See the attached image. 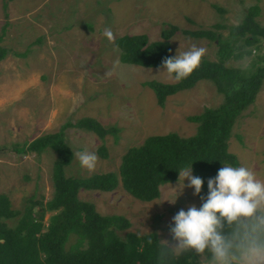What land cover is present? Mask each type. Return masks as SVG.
<instances>
[{"label": "rangeland", "instance_id": "rangeland-1", "mask_svg": "<svg viewBox=\"0 0 264 264\" xmlns=\"http://www.w3.org/2000/svg\"><path fill=\"white\" fill-rule=\"evenodd\" d=\"M251 5L259 7L254 19L264 27V0H0V47L7 49L0 60V195L7 198L8 207L22 212L30 197L43 204L52 195L55 152L16 150L38 136L55 133L69 123L62 130L63 142L72 152L64 175L116 173L129 147L149 135L191 136L196 123L187 117L221 103L222 95L213 83L201 79L157 105L152 90L142 83L175 80L162 68L121 63L114 41L103 35L106 27L115 38L145 34L153 42L161 40L160 32L168 25H174L177 30L167 40L171 57L195 45L207 50L201 61H217L215 41L194 38L182 30H212L225 38ZM263 54L264 41L259 48L252 47L250 55L230 57L224 65L248 68ZM84 117L115 128V137L106 133L100 138L76 127L74 123ZM99 146L106 150L103 157L97 153ZM85 150L99 158L94 172L81 167L77 159L76 153ZM227 150L236 156L237 167L253 170L264 182V78L253 102L236 116ZM188 183L177 176L159 185V196L150 201L135 199L120 182L110 191L79 189L77 198L92 203L101 215L126 218L129 227L121 235L153 231L177 253L180 250L170 231L175 227L173 217L191 205L202 206ZM259 209L264 212V206ZM50 213L45 212L44 221ZM18 217L0 221L13 227ZM73 241L71 235L66 245ZM197 262L213 264V259L198 253Z\"/></svg>", "mask_w": 264, "mask_h": 264}, {"label": "trees", "instance_id": "trees-1", "mask_svg": "<svg viewBox=\"0 0 264 264\" xmlns=\"http://www.w3.org/2000/svg\"><path fill=\"white\" fill-rule=\"evenodd\" d=\"M258 13L257 5L249 6L241 22L231 26L225 38L212 30H182L191 37L215 41L217 61L202 60L187 78L178 82L148 80L142 83L152 90L159 106L163 105L166 96L191 88L198 80L213 83L222 95V101L216 107H205L200 113L187 117L196 123L191 136L180 137L174 132L149 135L141 144L129 147L121 155L116 173H93L81 178L66 176L63 172L64 165L72 157L62 136V130L69 123L55 133L38 136L19 146L16 150L21 152L39 153L45 148L55 152L51 167L52 195L43 204L30 197L22 212L11 210L7 198L0 195V220L19 214L13 227L0 221V264H198V253L194 249L175 253L170 246L161 243L153 231L121 235L120 232L129 227L126 218L97 213L92 203L77 198V192L79 189L110 191L120 182V186L135 199L150 201L159 196V185L175 181L182 169L191 166L192 175L203 180L201 192L196 195L202 203L201 197L208 193V179L214 178L223 165L238 166L236 156L227 150V139L236 116L253 102L264 78V54L254 58L255 64L251 63L248 68L224 65L230 57L250 55L251 48H259L264 41V27L254 19ZM176 30V26L168 25L160 32L161 40L153 42H148L145 34L115 38L119 61L161 68L162 60L171 57L167 40ZM6 53L7 49L0 47V60ZM74 125L90 130L100 138L106 133L115 137V128H105L92 118H80ZM235 136L241 143L240 136ZM97 153L103 157L106 150L99 146ZM46 211L52 213L44 221ZM256 216H264V212L258 209ZM254 223L244 221L249 229ZM242 231L241 224L223 221L221 232L226 237L232 238ZM71 235L74 241L66 245ZM260 238L264 240V233ZM203 253L213 259L210 250ZM231 264H238V260Z\"/></svg>", "mask_w": 264, "mask_h": 264}, {"label": "clouds", "instance_id": "clouds-1", "mask_svg": "<svg viewBox=\"0 0 264 264\" xmlns=\"http://www.w3.org/2000/svg\"><path fill=\"white\" fill-rule=\"evenodd\" d=\"M103 35L109 42L115 39L111 28L106 27ZM206 51L192 45L187 51L164 58L160 67L170 79L178 82L200 65ZM76 156L81 167L89 173L95 171L99 158L94 152L85 150L77 152ZM178 177L182 182L187 178V187L194 188V195L200 194L203 180L192 175L191 166L182 169ZM207 189L199 209L191 205L187 211L181 209L173 217L175 227L170 231L177 248L194 249L197 253L208 249L213 254V264H231L234 260H238V264H264V240L260 238L264 233V216H256L258 209L264 206V182L257 179L251 169L224 165L214 178L208 179ZM245 220L255 221L251 229L244 224ZM223 221L241 224L242 233L226 237L221 232Z\"/></svg>", "mask_w": 264, "mask_h": 264}]
</instances>
